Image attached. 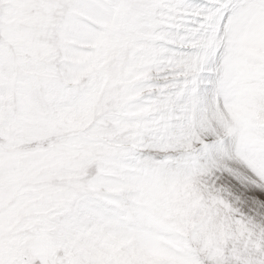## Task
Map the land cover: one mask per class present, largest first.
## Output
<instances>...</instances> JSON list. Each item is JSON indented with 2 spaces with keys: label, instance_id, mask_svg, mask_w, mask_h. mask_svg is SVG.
Here are the masks:
<instances>
[{
  "label": "snow or ice",
  "instance_id": "obj_1",
  "mask_svg": "<svg viewBox=\"0 0 264 264\" xmlns=\"http://www.w3.org/2000/svg\"><path fill=\"white\" fill-rule=\"evenodd\" d=\"M0 264H264V0H0Z\"/></svg>",
  "mask_w": 264,
  "mask_h": 264
}]
</instances>
